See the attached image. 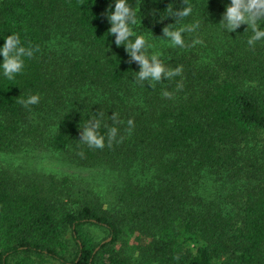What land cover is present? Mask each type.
Segmentation results:
<instances>
[{
    "label": "trees",
    "instance_id": "trees-1",
    "mask_svg": "<svg viewBox=\"0 0 264 264\" xmlns=\"http://www.w3.org/2000/svg\"><path fill=\"white\" fill-rule=\"evenodd\" d=\"M114 3L0 0V47L18 34L34 50L13 80L0 69V151L33 148L108 175L102 185L0 162V264H264V41L253 49L247 25L219 24L231 0H128L149 55L183 67L141 85L140 64L108 32ZM188 4L175 23L167 7ZM197 22L184 47L161 38ZM31 95L40 102H18ZM99 111L106 146L93 149L81 127ZM114 113L123 141L108 147Z\"/></svg>",
    "mask_w": 264,
    "mask_h": 264
},
{
    "label": "clouds",
    "instance_id": "clouds-1",
    "mask_svg": "<svg viewBox=\"0 0 264 264\" xmlns=\"http://www.w3.org/2000/svg\"><path fill=\"white\" fill-rule=\"evenodd\" d=\"M109 9L111 11H107V19L111 27L108 29V32L115 37V44L117 46H126V50L131 55L132 60L140 64L141 70L136 73L137 83L142 85L144 81H149V84L154 88L163 78L166 77L168 80H171L175 76L182 74V66L175 69L168 68L160 59L158 52H152L149 55V50L153 49L155 45L149 43L144 35H137L135 33L133 26L138 24L137 10L128 3V0H115L114 11L111 5ZM167 11L169 12V17L175 18V23L179 24L183 19L191 15L192 7L188 4L182 10L173 11L171 5H169ZM261 20H264V0H231L219 24L229 33L235 32L242 25H247L248 27L245 31L250 29L253 33L248 39L247 44L254 49L257 42L264 41V29H261L259 25ZM199 26V22L182 26L178 29H173L171 25H167L163 28V36L161 38L167 39L174 47H184L185 42L182 33L195 31ZM198 42L195 41V43ZM0 55L3 56V62L0 64L3 76L9 80H13L16 75L23 72V58H31L34 55V50L31 47L26 48L22 46L18 34H11L5 38V43L0 47ZM182 89L183 83H178L177 91H181ZM162 96L169 99L174 98V94L167 90L162 92ZM18 102L27 108L30 105L38 104L40 97L39 95H31L26 100L20 99ZM103 117L104 113L99 111L96 116H92L81 127L82 132L79 141L82 144L93 149H103L106 146V138L100 132ZM110 119L113 122V126L104 125L107 127L108 147H111L114 142L119 143L123 141L122 136L117 140L119 129L115 125L123 123L119 119V114L114 113L110 116ZM127 125V130L131 131L134 121L129 119Z\"/></svg>",
    "mask_w": 264,
    "mask_h": 264
},
{
    "label": "rangeland",
    "instance_id": "rangeland-1",
    "mask_svg": "<svg viewBox=\"0 0 264 264\" xmlns=\"http://www.w3.org/2000/svg\"><path fill=\"white\" fill-rule=\"evenodd\" d=\"M0 162L3 164H7L10 167H15L19 170L29 169H44L47 171L53 172H62V173H70V174H78L87 176L93 180L98 181L102 185H106L108 183V175L106 170L102 167H94V168H79L67 163L60 161L56 156H52L48 152H41L37 149H26V150H17L14 152H5L0 151ZM94 228V227H90ZM101 231L99 233L104 236L106 233L103 232L102 228H94ZM133 237H129L128 242L133 243ZM67 246V244H66ZM42 264L41 260L34 258V264ZM45 264H57L56 260H51L50 262H44ZM43 263V264H44Z\"/></svg>",
    "mask_w": 264,
    "mask_h": 264
},
{
    "label": "water",
    "instance_id": "water-1",
    "mask_svg": "<svg viewBox=\"0 0 264 264\" xmlns=\"http://www.w3.org/2000/svg\"><path fill=\"white\" fill-rule=\"evenodd\" d=\"M110 239V236L106 239V240H109ZM105 240H103L102 242H104Z\"/></svg>",
    "mask_w": 264,
    "mask_h": 264
}]
</instances>
